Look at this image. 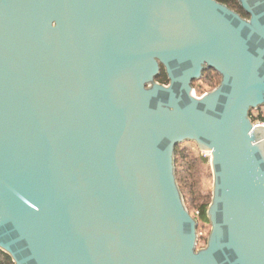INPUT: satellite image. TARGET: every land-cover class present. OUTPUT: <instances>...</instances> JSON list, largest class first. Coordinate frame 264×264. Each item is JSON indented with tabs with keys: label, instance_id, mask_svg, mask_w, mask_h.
Segmentation results:
<instances>
[{
	"label": "water",
	"instance_id": "water-1",
	"mask_svg": "<svg viewBox=\"0 0 264 264\" xmlns=\"http://www.w3.org/2000/svg\"><path fill=\"white\" fill-rule=\"evenodd\" d=\"M238 3L248 18L218 0H0L14 264H264V0ZM207 69L219 84L197 96ZM185 141L213 176L202 247L175 175Z\"/></svg>",
	"mask_w": 264,
	"mask_h": 264
},
{
	"label": "trees",
	"instance_id": "trees-1",
	"mask_svg": "<svg viewBox=\"0 0 264 264\" xmlns=\"http://www.w3.org/2000/svg\"><path fill=\"white\" fill-rule=\"evenodd\" d=\"M219 2L224 3L225 5H227L230 9L238 12L242 17L248 18L249 15L242 9V7L239 5L238 0H218ZM157 81L160 83H164L166 84L168 82L167 76L165 74V71L163 68H161V73L157 76ZM220 81V76L218 73H216L213 69H207L203 72V76L201 79L199 80H195L193 81V87L195 88L196 91H203V86H207L210 90H212L214 87H216L219 84ZM255 113H257L255 115ZM250 117L252 121H264V111H263V107H260L256 110H251L250 112ZM190 143V144H194L193 142L190 141H185L182 143H178L175 146V151H174V160H175V175H176V179L180 188V191L182 193L183 196V189H189L190 194L192 195V201L194 203L195 206V211L193 213V217L197 220V227L199 225L201 226H206V224H208L209 220L208 217L206 215V211L208 208V205L211 201V195L209 194L208 198L206 199H198V196H196V187H197V181L192 182L191 180L187 182V179L191 178V173L192 170L194 168V166L196 165V159H191L188 160L189 154L192 152L191 149H187L185 144ZM197 151H198V161L200 162V164H205L206 162L209 161V157L202 155L201 151L198 150L197 146L195 145ZM180 162V165L182 167V169L178 166ZM178 167L181 171V174L179 173ZM183 200L185 203V199L183 196ZM191 201V203H192ZM186 205V203H185ZM187 208V205H186ZM188 209V208H187ZM189 211V210H188ZM190 212V211H189ZM207 226H210V224H208ZM206 238L207 236H203L202 234L199 235V240L197 243V246H204L205 242H206ZM0 264H14L11 257L3 252L2 250H0Z\"/></svg>",
	"mask_w": 264,
	"mask_h": 264
},
{
	"label": "rangeland",
	"instance_id": "rangeland-1",
	"mask_svg": "<svg viewBox=\"0 0 264 264\" xmlns=\"http://www.w3.org/2000/svg\"><path fill=\"white\" fill-rule=\"evenodd\" d=\"M202 88H203V91L198 92L193 87L195 95L200 96L203 93L210 91V89L207 86H203ZM262 107H263V111H264V106H262ZM185 146L187 149H191V151H192L189 154L188 160L196 159V163H195L196 165L194 166L192 173H191L192 176L190 179H187V182L190 180L192 182L197 181L196 196H198V198L196 200L206 199V198H208L209 194L212 195L213 176H212L210 162L208 161L205 164H200V162L198 161V158H197L198 151H197L195 145L187 143V144H185ZM201 153H202V155L209 157V153L202 152V151H201ZM178 166L182 169L180 162H179ZM179 167H178V170H179V173L181 174ZM182 192H183V196H184L187 208L190 211V214L193 215V213L195 211V206H194V203L192 201V195L190 194L189 189H185V190L183 189ZM191 201H192V203H191ZM208 224H206V226L199 225L197 227L198 237L200 234H202L204 237L208 235V233L210 231V226H207ZM197 247H200V246H197Z\"/></svg>",
	"mask_w": 264,
	"mask_h": 264
},
{
	"label": "built area",
	"instance_id": "built-area-1",
	"mask_svg": "<svg viewBox=\"0 0 264 264\" xmlns=\"http://www.w3.org/2000/svg\"><path fill=\"white\" fill-rule=\"evenodd\" d=\"M257 113H255L256 115ZM252 121V120H251ZM252 123L255 125V126H262L264 127V121H252Z\"/></svg>",
	"mask_w": 264,
	"mask_h": 264
}]
</instances>
